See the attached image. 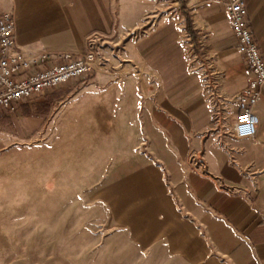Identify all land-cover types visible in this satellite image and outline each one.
Returning <instances> with one entry per match:
<instances>
[{
    "label": "crops",
    "instance_id": "crops-1",
    "mask_svg": "<svg viewBox=\"0 0 264 264\" xmlns=\"http://www.w3.org/2000/svg\"><path fill=\"white\" fill-rule=\"evenodd\" d=\"M180 1L165 19L148 0H0L28 59L81 54L93 33L107 43L95 72L11 114L19 137L58 156L44 193L61 196L57 241L83 245L43 263L0 251V264H264V85L255 134L236 138L250 73L226 8ZM245 12L264 60V0Z\"/></svg>",
    "mask_w": 264,
    "mask_h": 264
},
{
    "label": "rangeland",
    "instance_id": "rangeland-1",
    "mask_svg": "<svg viewBox=\"0 0 264 264\" xmlns=\"http://www.w3.org/2000/svg\"><path fill=\"white\" fill-rule=\"evenodd\" d=\"M182 8L180 0H148L147 13L167 19ZM11 114L0 113V234L4 238L0 251L8 255L17 249L20 254L34 253L37 263H43L45 257L83 244L57 241L61 214L65 213L60 211L61 196L44 193L53 192L59 183L58 178H45L49 171L58 176L59 164L54 161L58 156L50 154L47 147L34 150L33 140L19 137ZM28 238L34 241L27 242Z\"/></svg>",
    "mask_w": 264,
    "mask_h": 264
},
{
    "label": "built area",
    "instance_id": "built-area-1",
    "mask_svg": "<svg viewBox=\"0 0 264 264\" xmlns=\"http://www.w3.org/2000/svg\"><path fill=\"white\" fill-rule=\"evenodd\" d=\"M224 4L237 40L236 48L243 56L250 78L247 87L237 96L238 114L233 126L236 138L255 134L258 118L252 111L264 85V60L255 37L249 29L245 0H217ZM102 34L87 36L81 54L68 52L42 53L31 59L18 49L14 39V20L9 13L0 14V111L12 113L17 106L32 96L51 90L69 80L90 74L104 62L102 48L106 46Z\"/></svg>",
    "mask_w": 264,
    "mask_h": 264
},
{
    "label": "trees",
    "instance_id": "trees-1",
    "mask_svg": "<svg viewBox=\"0 0 264 264\" xmlns=\"http://www.w3.org/2000/svg\"><path fill=\"white\" fill-rule=\"evenodd\" d=\"M188 26V25H187Z\"/></svg>",
    "mask_w": 264,
    "mask_h": 264
}]
</instances>
